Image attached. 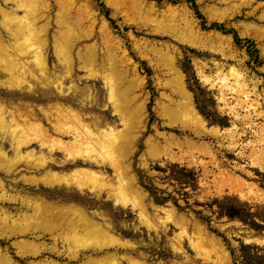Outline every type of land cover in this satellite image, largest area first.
Listing matches in <instances>:
<instances>
[{"label": "bare ground", "instance_id": "obj_1", "mask_svg": "<svg viewBox=\"0 0 264 264\" xmlns=\"http://www.w3.org/2000/svg\"><path fill=\"white\" fill-rule=\"evenodd\" d=\"M7 1L11 11L1 6L0 10L18 26H25L29 36L23 37L15 52L0 29V83L12 89V78L19 67L23 77L17 83L18 92H22L24 97L52 103L46 107L30 104L26 107V116L19 119L21 108L12 110L0 102V157L5 158L4 162H0V170L10 172L26 162L33 170L22 174L17 183L23 182L38 191L43 187L82 197L91 193L101 199L106 195L127 213L139 212L146 216L148 226L153 225L156 235H159L161 215L167 213L170 217L174 210L156 204L148 206L146 196L140 194L139 178L133 171V155L145 132L150 130L147 120L150 92L146 91L147 76L130 56L125 40L115 34L111 22L100 13L95 0H56L58 8L54 16L51 0ZM105 2L115 18L120 16L119 5L130 4L134 14L143 20L135 23L139 33L143 32L144 27H150L149 21L156 19L154 16L157 15L162 16L163 20H154L158 21V24L152 25L151 33L154 35L171 36L181 43L205 50L214 49L207 47L208 43L213 45L212 42L228 41L234 46L230 36L215 30H203L187 5L166 4L168 10L164 13L161 9L165 5L156 4L153 0ZM13 4L18 9L12 7ZM18 11H24L25 15L20 17ZM131 21L136 20L133 17L125 19L127 23ZM54 22L56 53L64 61L60 67L52 64L49 51ZM4 27L12 31L8 24ZM129 35L140 58L147 59L151 64V58H148V53L145 54L151 51L162 61L167 80L158 81L165 91L160 93L157 104L161 116L167 117L163 110L171 116L167 117L170 121L163 123L162 127L181 131L180 135L173 131H161L159 124L155 123L152 131L166 144L162 143L161 147L160 143L151 145L153 140L148 138L147 153L155 155L163 152L169 157L174 149L184 153L185 147L199 146L209 158L203 166V184L210 186V181H213L220 192L227 191L250 204L244 193L245 188L252 190L260 185L249 180L248 177H257L249 165L256 160L258 163L264 162V89H261L260 81L249 78L236 63L224 68L223 63L214 60L215 74L220 78L216 86L205 73L209 64L203 66L199 72L200 78L218 90L216 98L221 104V111L233 120L229 127L220 128L211 124L195 105L178 61L180 47L170 41L152 43L138 38L134 32ZM27 44H31V49ZM234 49L237 51L236 47ZM220 53L222 57H227L222 51ZM77 63L80 69H86V74L81 75L76 71ZM91 70L101 73V87L105 101L112 103L111 109L105 105L98 110L93 102L95 90L87 85L92 76L87 72ZM82 84L86 85L81 88ZM206 138H212L213 142L206 141ZM34 144H38V149L33 148ZM59 153H62L61 157ZM227 153H234L237 159L228 158ZM140 159L147 168L149 160L146 152ZM160 161L164 163V160ZM42 168L46 171L37 173ZM109 168L113 169V173L109 172ZM10 190L8 184L0 180L1 238L31 235L34 240L24 246L36 249V255L49 253L68 260L59 263L48 257L30 264H73L77 259L84 260L80 264L96 261H105L103 264H108V261L111 264H150L144 251L133 250L135 242L141 246L159 247V241L152 238L149 241H136L126 237L124 230L129 228L127 224H117L111 214L83 204L81 200L67 202L48 198L41 193L20 194L14 198ZM17 199L21 205L15 208L14 214L9 208L11 201ZM184 216L180 215L179 218ZM132 228L134 231L140 229L137 224ZM60 230L65 234V241L58 240L57 232ZM47 235H50L51 242L45 240ZM195 235L201 241L207 238L203 231H198V235L196 231ZM83 239L92 240L95 244L79 252L72 244ZM171 239L168 246L172 251L186 257L184 242ZM214 248L201 247L196 256L202 257L207 264H217L224 260V256ZM91 250L92 254H88ZM80 255H83L82 258ZM0 264L18 262L8 249L0 248ZM173 264H195V261L192 257L182 262L174 261Z\"/></svg>", "mask_w": 264, "mask_h": 264}, {"label": "rangeland", "instance_id": "obj_2", "mask_svg": "<svg viewBox=\"0 0 264 264\" xmlns=\"http://www.w3.org/2000/svg\"><path fill=\"white\" fill-rule=\"evenodd\" d=\"M95 1L98 3L100 13L111 22L115 34L122 40H125L130 56H132L135 62H138V65L147 76L146 91L150 92V97L147 101V120L150 130L145 132L138 150L133 155V171L139 178L140 194L141 196H146L148 206H152L153 204L162 205L166 208H172L174 211H172L170 217L167 213L161 215L160 230L158 231L160 232L159 236L156 235L153 225L148 226L146 216L141 215L139 212L127 213L124 209H121L119 206L117 207L114 201L106 195H103L101 199L96 198L91 193H88L89 196L82 197L76 193L57 189L56 191H52L43 187L38 191L39 189L27 186L23 182L20 184L17 183V180L22 178V174L33 170L32 166L26 162L21 163L16 168H12L10 172H2L0 170V180L8 184V188L11 189L9 193L14 198L20 194L41 193L48 196V198L62 199L67 202L81 200L83 204L91 205L95 209L108 212L113 216L117 224L121 225L125 223L129 226L127 230H124L126 237L135 239L136 241H149L150 238L154 241H159L158 248L141 246L135 242L136 246L133 250L144 251L147 255V261L150 264H173L174 261L182 262L192 257L194 258L195 264H207L204 259H201L202 257L196 256L199 252L198 249L201 247L208 249L215 247L222 253L224 260L217 264H264V162L260 163L259 161L258 163L256 160L254 162L255 165H249L250 169L256 172L257 177L250 178L244 175L249 180L256 181L260 185L259 188H252V190L251 188H245L244 193L250 203L248 204L240 201L234 194L227 193V191H224V193L220 192L218 186L213 181H210V186L203 184V166L209 161V158L206 154L204 155V150L199 146L185 147L187 151L183 150L184 153L178 149H174L175 151H173L172 157L170 155L167 157L163 152L161 154L154 153L155 155L148 154L146 144L148 138H152L153 140L151 145L160 143L161 147V144L163 143L164 145L165 143L164 139L158 137L154 130L152 131L155 123L159 124L161 131H173L177 135H180L181 131L178 129L172 130L169 127L164 129L162 127L163 123L170 121L167 117H171L165 110L163 112L167 117L161 116L157 104L160 93L165 91L164 87L159 86L158 81L166 82L167 80L162 61L151 51L145 52V54L148 53V58H151V64L147 59L140 58L138 51L134 50L133 42L129 35L130 32H134L138 35V38L149 40L152 43L170 41L176 46H179L181 55L178 61L182 67L188 89L193 96L197 109L211 124H215L220 128L229 127L232 125L233 120L230 115L221 111V104L216 98L218 90L215 87L211 88L209 84H205L200 78L199 72L208 63L209 65L205 68V73L217 86L220 78L215 74L214 60L223 63V66L225 65L224 68L228 64L236 63L241 71L249 78H253L254 80L258 79L261 89H264V0H153L156 4L165 5L161 9L164 13L168 10L166 4L187 5L203 30L219 31L226 36H230L231 41L234 43V46H231L228 41L221 43L212 42L214 43L213 45L208 43L207 47L214 48L213 50L192 47L186 43L179 42L171 36L154 35L151 33L152 25L154 23L158 24V21L156 22L154 20L161 18L160 20L162 21V16L157 17L155 15L154 17L156 19L148 23L150 27H144L143 32L139 33V29L135 23L143 20L134 14L130 4L122 3L119 5L120 16L119 18H115L112 16V11L105 0ZM51 2L52 16H54L58 4L56 0H51ZM0 6L11 11L7 0H0ZM12 7L18 9L16 4H13ZM17 13L20 17L25 15L24 11H18ZM132 17L136 21L125 22V19L129 20ZM6 24L12 28V31L6 30L4 27ZM53 24V30L50 33L49 51L52 56V64H57L60 67L64 61L56 53L57 50L53 37L56 31V24L55 22ZM0 29L4 33L5 38H7L11 50L15 52L18 50L23 37L27 38L29 36L25 26H18L16 22L11 21L1 10ZM97 34H99V27L97 28ZM201 44L203 43L201 42ZM27 46L30 48L31 44H27ZM156 47L160 46L156 45ZM232 47L233 49H231ZM234 47H236L237 51H235ZM76 51L75 55H77ZM220 51L227 54V57H222ZM240 61L243 63H240ZM155 67L157 71H155ZM18 69L19 71L12 78L14 84L12 89L2 86L0 83V102H3V104H6L12 110H15L17 107L21 108L22 110L18 113V118L22 119L26 116L24 115L27 113L26 107L30 104H35L37 107H46L52 101H41L31 97H24L22 92H18L19 87L17 83L23 77L22 69L17 67ZM85 70L80 69V65L77 63L76 71L78 73L84 75L86 74ZM87 73L92 75L87 85L92 88L91 90H95L92 97H95L93 98V102L97 104L98 110L105 105L111 109L112 106L110 105L112 103L105 101L104 90L101 87L102 81L99 79L101 73L98 70H91ZM85 85L82 84L81 88ZM40 87H38V91ZM24 90L28 91L27 89ZM167 91L168 93L171 92L170 90ZM50 93L52 94L53 92ZM36 94L39 95V93ZM144 96H146L145 92ZM109 114H111V111H109ZM206 141L213 142V139L206 138ZM6 146L10 151L9 145L7 144ZM33 148L38 149V144H34ZM143 152H146V157L149 160L147 168L144 167L140 159ZM223 152L225 151L223 150ZM58 155L61 157L62 153ZM157 155L159 156L156 157ZM226 155L230 159H237L234 153H227ZM160 159L164 160L163 164ZM4 160L5 158L0 157V162H4ZM258 164L259 166H257ZM260 166H262L261 169ZM45 171L46 169L42 168L37 170V173H43ZM109 172L113 173V169L109 168ZM20 202L18 199L11 201L9 209L14 214L16 213L15 208H20ZM6 205L9 206L8 203ZM178 214L185 216L179 218L180 215L178 216ZM101 221L104 222V220ZM134 224L139 226V231L133 230L132 226ZM196 231L197 235L198 231L205 232L207 238L201 241V239L196 237ZM189 235L191 238H189ZM28 237L11 236L1 238L0 236V248L3 250L8 249L10 255L18 264L39 263L48 257L50 260H56L59 263L68 261L67 259L59 258L57 255H51L49 253L36 255V249H32L31 246H24L34 240L31 235ZM57 237L59 241H65V234L61 230L57 232ZM45 238L47 242H51L50 235H47ZM171 238L173 240L177 238L175 241L181 239L184 242L187 252L186 257H182L172 251L170 246H168V241H172ZM58 243L59 245L62 244L61 242ZM93 244L95 243L92 240L83 239L82 241L73 242L72 247L82 252L84 249L90 248ZM88 254H92V250ZM82 256L80 255V258ZM83 261L82 259H77L73 261V264H80ZM104 262L96 261L92 264H103ZM108 264H111V262L108 261Z\"/></svg>", "mask_w": 264, "mask_h": 264}]
</instances>
